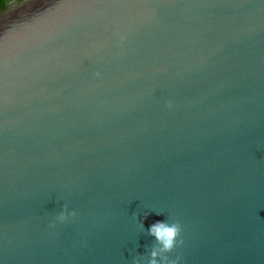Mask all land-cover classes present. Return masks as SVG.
I'll return each instance as SVG.
<instances>
[{"label":"water","instance_id":"95a60500","mask_svg":"<svg viewBox=\"0 0 264 264\" xmlns=\"http://www.w3.org/2000/svg\"><path fill=\"white\" fill-rule=\"evenodd\" d=\"M166 219L170 260L264 264V0L9 3L0 264H132Z\"/></svg>","mask_w":264,"mask_h":264},{"label":"clouds","instance_id":"9594fccd","mask_svg":"<svg viewBox=\"0 0 264 264\" xmlns=\"http://www.w3.org/2000/svg\"><path fill=\"white\" fill-rule=\"evenodd\" d=\"M148 213L145 214V218ZM75 217V212L70 211L65 206L58 215L54 217V221L49 226L55 228L57 223L63 224ZM141 228H143V220L140 221ZM181 225L176 221L169 219L156 221L148 228V235L155 241V244L151 246L148 252V257L144 255L135 257L132 264H180V258L175 260L169 259V254L178 247V237L180 236Z\"/></svg>","mask_w":264,"mask_h":264},{"label":"trees","instance_id":"16d2710c","mask_svg":"<svg viewBox=\"0 0 264 264\" xmlns=\"http://www.w3.org/2000/svg\"><path fill=\"white\" fill-rule=\"evenodd\" d=\"M15 0H0V11H4L7 5Z\"/></svg>","mask_w":264,"mask_h":264}]
</instances>
